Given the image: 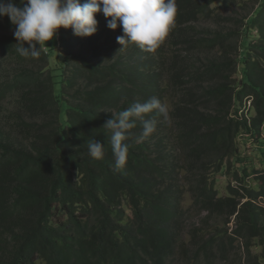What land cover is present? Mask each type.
Masks as SVG:
<instances>
[{
	"label": "trees",
	"instance_id": "1",
	"mask_svg": "<svg viewBox=\"0 0 264 264\" xmlns=\"http://www.w3.org/2000/svg\"><path fill=\"white\" fill-rule=\"evenodd\" d=\"M232 1L176 0L174 26L150 53L122 47V29H109L96 13L90 37L58 30L57 62L45 48L37 59L19 56L14 25L0 17V103L14 100L9 128L0 121V264H169L178 254L188 264H212L225 240H241L247 264H264V0H254L236 29L194 30ZM170 39L189 55L210 56L191 63L172 56L164 72ZM85 42L93 48L85 50ZM72 89L76 100L65 93ZM152 97L167 118L146 115L156 121L148 138L136 122L124 141L127 164L118 170L103 125ZM93 139L104 145L100 159L88 155ZM218 175L228 179L223 196ZM191 210L206 221L222 218V227L201 237L192 261L179 234ZM203 230L189 231L193 244Z\"/></svg>",
	"mask_w": 264,
	"mask_h": 264
},
{
	"label": "clouds",
	"instance_id": "2",
	"mask_svg": "<svg viewBox=\"0 0 264 264\" xmlns=\"http://www.w3.org/2000/svg\"><path fill=\"white\" fill-rule=\"evenodd\" d=\"M96 13H102L107 27L122 29L117 42L123 47L135 44L145 52L155 51L174 26L177 13L176 0H0V17L7 16L14 25L13 46L24 58L37 59L48 41L53 40L58 30L71 28L78 37H90L97 32ZM110 18V19H109ZM27 42L28 47H25ZM39 45V47H37ZM153 111L167 118L166 107L152 97L144 103H134L127 109L112 113L103 128L111 133L110 146L116 169L125 167L129 145L124 141L139 121L142 137L148 138L156 131V121L146 119ZM88 155L100 159L104 145L99 140L87 142Z\"/></svg>",
	"mask_w": 264,
	"mask_h": 264
},
{
	"label": "rangeland",
	"instance_id": "3",
	"mask_svg": "<svg viewBox=\"0 0 264 264\" xmlns=\"http://www.w3.org/2000/svg\"><path fill=\"white\" fill-rule=\"evenodd\" d=\"M218 4V1L215 3ZM252 4H254V0H233L232 1V5L230 6V9L227 10V12H221L219 13L217 16H215L214 19H205L201 22L195 23L194 24V30L196 31L197 29H199V27H210L211 29H219V30H224V32H226L227 30L230 29H236V25H238L240 23V21L242 20V17L244 15H246V13L248 12V10H250V8H252ZM219 12V11H218ZM226 17H229L230 20H226ZM225 19V20H224ZM239 40H240V36H238L236 39H232L231 40V48H234V46H239ZM181 42V40H179ZM93 42V41H92ZM91 43V42H88ZM88 43L85 42V50H89L90 48H93V46L91 47V44L89 45ZM172 40L170 39L169 42L166 44L165 46V59L162 63V67H163V71L165 72V68L166 67H170V61H171V57L178 55V61L181 62H186V63H191L190 59H205V57L210 56L209 54H206L205 52H199V53H195V54H191L189 55L188 53L191 52H187L185 51V45L178 44L175 45V43L171 44ZM46 49V51L49 53V59L50 61H54L57 62L59 59L61 60V53L59 52V48H58V34L56 35V37L51 40L48 41L46 44V47H44ZM181 49V52H178L177 49ZM216 56L219 55V51H215ZM105 56L107 57L108 55L105 54ZM188 56V57H187ZM180 62V63H181ZM66 66L68 65V63H65ZM63 64V65H65ZM64 67V66H63ZM8 69V68H7ZM63 69V68H62ZM61 69V71H62ZM166 77V75H165ZM60 93V91H59ZM67 95H71L70 99L73 100L75 98V93L74 90H67V92H65ZM175 98V96L169 95L168 98ZM168 98L165 99V104L169 103ZM12 101L13 98L9 97L3 101H1L0 103V121H2L3 126L8 129L9 126V116H8V109L11 108L12 106ZM249 105V101H246V106L247 107ZM209 107L211 108V106L209 105ZM251 110H250V114H251ZM261 138H263L262 140H264V125L262 126V131H261ZM254 147V146H253ZM239 149H243L242 145H239ZM248 153V152H247ZM180 164V163H179ZM226 181H228L227 177H224L223 175H218V185H217V190L219 195H225L226 191L224 189L225 185H226ZM183 180H181V183H179L180 185H182ZM182 206L184 208H188L190 207L191 204V199L190 196L188 194L187 191H184L182 193ZM202 217H204V213L201 214H196L194 211L191 210V212L189 211L187 216L183 219V223L182 226L179 230V234H180V240L183 241L184 243L188 244V248L186 249V251L188 252V256L191 258L190 261L194 260L192 257L195 255V251L198 248V246L201 244V237L202 238H207L209 236H211V234L213 233V228L215 227H222V218L220 217H211L209 218L207 221L204 220ZM203 219V220H202ZM204 221V222H203ZM206 221V223H205ZM203 227L204 230L201 232L200 238L196 239V242L193 244L192 240H190V230L194 227ZM228 228V233L231 231V228L233 227L232 221L229 222L227 224ZM228 238V237H227ZM226 238V239H227ZM251 252L253 254L255 253H259L260 252V248L257 245L251 246ZM178 254V253H177ZM247 256L244 253V249H243V245L241 240H236L233 242V244H231L229 242V240H225L224 243L220 244V246H216V249L214 251V254L211 256V260H212V264H247ZM199 263V261H198ZM169 264H188L185 263L184 260H182L181 255L178 254L176 255L172 260H170Z\"/></svg>",
	"mask_w": 264,
	"mask_h": 264
},
{
	"label": "built area",
	"instance_id": "4",
	"mask_svg": "<svg viewBox=\"0 0 264 264\" xmlns=\"http://www.w3.org/2000/svg\"><path fill=\"white\" fill-rule=\"evenodd\" d=\"M250 103V102H249Z\"/></svg>",
	"mask_w": 264,
	"mask_h": 264
}]
</instances>
